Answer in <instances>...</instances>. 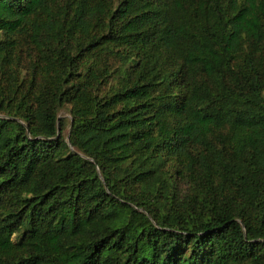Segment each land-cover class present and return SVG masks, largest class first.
<instances>
[{
	"label": "trees",
	"instance_id": "16d2710c",
	"mask_svg": "<svg viewBox=\"0 0 264 264\" xmlns=\"http://www.w3.org/2000/svg\"><path fill=\"white\" fill-rule=\"evenodd\" d=\"M0 264H264V0H0Z\"/></svg>",
	"mask_w": 264,
	"mask_h": 264
},
{
	"label": "rangeland",
	"instance_id": "374dc122",
	"mask_svg": "<svg viewBox=\"0 0 264 264\" xmlns=\"http://www.w3.org/2000/svg\"><path fill=\"white\" fill-rule=\"evenodd\" d=\"M58 117L68 120L69 114L66 111H60L59 114H58Z\"/></svg>",
	"mask_w": 264,
	"mask_h": 264
},
{
	"label": "water",
	"instance_id": "95a60500",
	"mask_svg": "<svg viewBox=\"0 0 264 264\" xmlns=\"http://www.w3.org/2000/svg\"><path fill=\"white\" fill-rule=\"evenodd\" d=\"M57 133H59V129H58ZM66 140H67V143L69 144V142H68V140H69V134L67 135Z\"/></svg>",
	"mask_w": 264,
	"mask_h": 264
}]
</instances>
